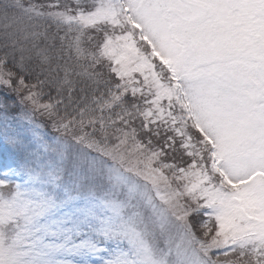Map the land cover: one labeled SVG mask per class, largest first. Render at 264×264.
<instances>
[{
	"label": "snow or ice",
	"instance_id": "1",
	"mask_svg": "<svg viewBox=\"0 0 264 264\" xmlns=\"http://www.w3.org/2000/svg\"><path fill=\"white\" fill-rule=\"evenodd\" d=\"M0 264H264V0H0Z\"/></svg>",
	"mask_w": 264,
	"mask_h": 264
}]
</instances>
